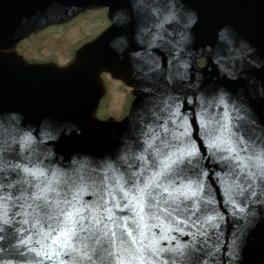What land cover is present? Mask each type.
<instances>
[{
  "label": "water",
  "instance_id": "1",
  "mask_svg": "<svg viewBox=\"0 0 264 264\" xmlns=\"http://www.w3.org/2000/svg\"><path fill=\"white\" fill-rule=\"evenodd\" d=\"M20 1L25 4L29 2V0ZM50 1V4L44 1L45 9L52 8V14L47 17L48 23L53 19L54 22L66 21L89 8L108 7L109 16L114 21L112 30H109L108 42L111 43L120 37L125 38L126 48L121 51L122 68L110 52H107L109 57L101 54V40L108 31L93 44L84 47L72 66L56 71L58 74L53 77L55 83L45 91L43 100L37 108L20 109L13 104L16 97L0 102V148H2L0 159L5 162L3 173L0 175V184L3 185L0 187V197L2 193H6L7 184L10 186L7 191H11L15 196L12 204H3L0 207V211L6 213L4 219L7 220V223L0 220V227L5 234V240L0 242V248L3 249L0 251V264H59V260L44 259L42 254L41 244L45 242L41 240L38 233L42 235L43 232L48 231V225L41 220L43 225L41 228L32 215H25L22 212L21 205L25 204L31 191L35 190V183L47 182L44 177L26 173L25 167L34 170L43 169L48 178H52V173L57 172L54 186H59L62 194L67 193L70 185L73 190H79L78 194L83 203H91L96 199L100 188V180L104 175L101 170L105 164L111 163L124 173L127 179L129 165L132 166V170H135L140 163L138 157L141 153L151 159V150L144 151L148 136L142 135L143 133L150 135V123L139 119L141 116L137 112V106L122 123L99 122L93 117L95 105H80L84 103L82 99L67 97L72 91L67 87L73 79L71 75L94 81L102 70L107 69L114 75H120L122 72L123 74L119 77L131 84V68L125 57L132 52L128 42L134 39V34L129 30L128 17L118 18L120 12L128 13V9L123 6L121 0ZM167 1L178 8L177 12L172 13V28H183L178 19L183 14V9L191 11L195 18L191 28V31L195 33L192 32L193 36H188L184 53L195 61L200 57L207 59V65L199 70V86L208 112L227 125L231 133H234L236 126H251L249 121L256 119V115L249 103L248 93L253 84L257 90L262 85L258 77L253 81L250 71H245V68L248 66L250 57L254 55L249 48H254L261 39L260 22L264 15V0ZM143 5L144 0L135 9V13H139ZM147 13L151 14L152 11ZM26 24L27 21H25ZM227 25H231L237 33L236 39L222 40L220 38L219 33ZM137 27L136 23V31ZM138 32L137 43L153 40L150 34H140V32H147L142 25L139 26ZM242 43H246L248 48L242 47ZM95 50L98 54L94 53ZM220 73L223 74L222 77L219 76ZM221 89L223 103H220L219 90ZM5 93L6 91H0V98ZM98 96L100 94L96 97ZM200 111L201 103L198 106L190 104L183 107V114L188 115L189 119ZM13 113L27 118V123H16L12 126L10 119H17L19 116L13 117ZM256 122L260 123L258 119ZM192 126L195 129L193 132L195 136L198 127L197 124ZM77 130L81 133L77 134ZM156 131L159 129L157 128ZM45 132L51 133V137L45 139L43 136ZM256 132L259 135V131L256 130ZM26 136H30L31 140L26 141ZM257 143L259 144V141ZM241 155L244 153L242 152ZM211 164V161H205L209 171V175L205 178L206 187L211 188L217 201L216 207L225 217L220 223L219 237L215 235V229H208V239L205 242V238L197 234L191 223L187 225L182 223L184 219L182 217L175 222V226H172L169 232V236L175 239L159 241L158 247L165 251H162L159 256L146 252L141 259H136L138 253L134 249L138 246V242L127 235L122 237L120 232H117L114 244L109 248L113 257L109 264H174L177 253L170 249L178 243L185 247L180 250L183 254L182 258L175 260V264H225L230 260L238 261L239 264H260L261 254L256 244L248 246V255L247 250L242 248L235 252L230 251L232 233L238 226L243 225V221L231 215V208L225 203L223 187L213 182L215 177L211 174ZM29 181L32 183L30 184ZM119 196L120 194L117 193L116 199H119ZM28 203H31V200H28ZM257 206L259 208L261 205ZM115 211L117 215H121V210ZM31 212L32 209H28V213ZM123 215H129V213L124 211ZM26 219L27 223H25ZM164 222L169 223L167 220ZM144 225L145 235L149 239L160 235L161 229L156 226V221L151 218V214L145 216ZM129 226L131 227L130 222ZM176 226L183 228V231L177 232ZM133 236L138 237V233L134 231ZM193 236H195L194 241ZM255 239L256 237H253V240ZM142 243L146 245L148 240H143ZM89 255L92 253L90 252ZM61 259L68 260L63 255ZM93 259L95 260V257ZM83 264H88V261L85 259ZM96 264H99V261H96Z\"/></svg>",
  "mask_w": 264,
  "mask_h": 264
},
{
  "label": "snow or ice",
  "instance_id": "2",
  "mask_svg": "<svg viewBox=\"0 0 264 264\" xmlns=\"http://www.w3.org/2000/svg\"><path fill=\"white\" fill-rule=\"evenodd\" d=\"M142 2L121 0L128 9V27L134 34V39L128 45L135 56L140 55L135 51L138 47L135 43V9ZM194 22V16L188 14L186 27ZM260 31V42L254 48H249L254 55L250 57L245 71H250L253 81L258 77L262 86L257 90L253 84L248 93L256 119L249 121L251 128L244 134L231 133L227 125L211 116L203 100L200 113L193 114L190 121L189 116L180 111L179 98H175L171 104H165L167 119L161 116L163 123L150 127V135L142 134L148 136L144 151L151 150V159L141 153L138 157L140 163L135 170L129 165L127 179L111 163L105 164L101 170L104 175L100 188L91 203H83L79 190H73L70 185L67 193L62 194L59 186H54L57 172L48 178L43 169L24 168L26 173L44 177L47 181L35 183V190L28 197L31 203L26 200L21 205L23 214L32 215L41 228V220L48 225V231L42 235L38 233L45 242L41 244L44 259L59 260V264H83L85 259L88 264H96V261L109 264L113 258L109 248L113 246L117 232L138 242L134 249L138 253L136 259H141L146 252L159 256L165 251L158 247L159 241L175 239L169 236V232L182 217V223H191L205 242L208 229H215V235L219 237L220 223L225 217L216 207L217 201L211 188L206 187L205 178L209 171L205 161H211V174L215 177L213 182L223 187L225 203L231 208V215L243 221V225L232 233L230 251L247 250L249 245L256 244L261 254L260 264H264V15L261 17ZM219 36L222 40L236 39L237 33L231 25H227ZM242 47L248 48V45L242 43ZM219 91L220 103H223V90ZM193 124L198 127L195 136ZM51 135L48 132L43 134L45 139ZM25 140H31V137L26 136ZM242 152L244 155H241ZM4 167L5 162L0 159V175ZM117 193L120 194L119 199H116ZM237 198H240L239 202ZM255 205L261 206L257 208ZM28 209H32V212L28 213ZM115 210H121V215H117ZM124 211L129 215H123ZM149 214L161 229L160 235L151 239L144 232V219ZM5 216L6 213L0 211V220L7 223ZM165 220L169 223L166 224ZM175 230L182 232L183 228L176 226ZM134 231L138 237L133 236ZM253 237L256 239L253 240ZM4 240L5 234L0 227V242ZM143 240H148V243L145 245ZM184 247L178 243L170 249L177 253L174 264L175 260L182 258L180 250ZM0 251L3 249L0 248ZM90 252L92 255H89ZM61 255L68 260L61 259Z\"/></svg>",
  "mask_w": 264,
  "mask_h": 264
},
{
  "label": "rangeland",
  "instance_id": "3",
  "mask_svg": "<svg viewBox=\"0 0 264 264\" xmlns=\"http://www.w3.org/2000/svg\"><path fill=\"white\" fill-rule=\"evenodd\" d=\"M104 21L105 18L103 14H93L89 17L77 20L68 27L53 31L52 34H49L44 39L38 41V45L42 47L41 50L43 53V55H39L47 58L48 54L55 51L57 55L56 57L64 60L65 56L59 52L62 51L65 46L70 45V47L67 48V51H69L70 49H73L74 44L78 40L83 39L85 36L89 37L98 34L107 25V23H105L106 21ZM41 40H43V44L46 45V48L42 45ZM117 111H119V109L111 112L115 113Z\"/></svg>",
  "mask_w": 264,
  "mask_h": 264
},
{
  "label": "bare ground",
  "instance_id": "4",
  "mask_svg": "<svg viewBox=\"0 0 264 264\" xmlns=\"http://www.w3.org/2000/svg\"><path fill=\"white\" fill-rule=\"evenodd\" d=\"M119 103V102H118ZM120 104V103H119Z\"/></svg>",
  "mask_w": 264,
  "mask_h": 264
}]
</instances>
